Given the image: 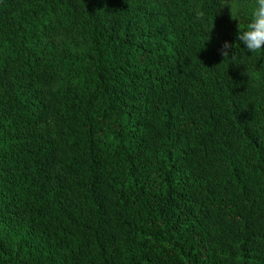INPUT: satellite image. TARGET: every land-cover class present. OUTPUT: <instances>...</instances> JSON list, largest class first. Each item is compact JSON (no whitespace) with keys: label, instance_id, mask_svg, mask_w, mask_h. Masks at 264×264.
Instances as JSON below:
<instances>
[{"label":"trees","instance_id":"obj_1","mask_svg":"<svg viewBox=\"0 0 264 264\" xmlns=\"http://www.w3.org/2000/svg\"><path fill=\"white\" fill-rule=\"evenodd\" d=\"M224 2L0 0V264H264V51Z\"/></svg>","mask_w":264,"mask_h":264},{"label":"clouds","instance_id":"obj_2","mask_svg":"<svg viewBox=\"0 0 264 264\" xmlns=\"http://www.w3.org/2000/svg\"><path fill=\"white\" fill-rule=\"evenodd\" d=\"M229 7L232 15L233 0H225L223 7ZM222 7V8H223ZM236 40L242 43L249 53L264 51V0H255L251 13V20L243 30L238 28ZM235 44L224 41L220 48V55L235 60L233 48Z\"/></svg>","mask_w":264,"mask_h":264}]
</instances>
